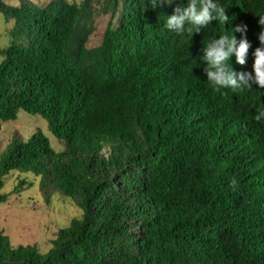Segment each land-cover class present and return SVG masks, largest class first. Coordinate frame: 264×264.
<instances>
[{"label": "trees", "instance_id": "obj_1", "mask_svg": "<svg viewBox=\"0 0 264 264\" xmlns=\"http://www.w3.org/2000/svg\"><path fill=\"white\" fill-rule=\"evenodd\" d=\"M186 2L0 0L11 23L0 132L24 111L64 145L42 130L14 136L0 154V204L21 192L24 181L2 193L21 171L80 210L46 252L0 230V264H264V88L213 89L199 59L231 22L250 47L244 65L234 54L229 64L252 72L264 0H218L229 23L177 35L164 22Z\"/></svg>", "mask_w": 264, "mask_h": 264}, {"label": "rangeland", "instance_id": "obj_2", "mask_svg": "<svg viewBox=\"0 0 264 264\" xmlns=\"http://www.w3.org/2000/svg\"><path fill=\"white\" fill-rule=\"evenodd\" d=\"M17 3L18 0H7ZM43 3L45 0H37ZM109 21V16L100 19L104 29ZM11 23L4 21L0 15V48L6 45L8 29ZM2 55H0V61ZM42 130L49 137L51 145L60 151L64 148L50 131L47 121L37 115L20 112L16 120L3 124L0 132V154L8 146L11 139L17 136L23 140L28 139L36 131ZM25 182L19 193H13L6 202L0 204V230L10 236L14 245L36 244L41 251H48L51 242L56 238L61 226L69 223L80 214L75 204L61 196L52 187L45 193L41 185V177L33 173L12 171L5 177L2 193H9L21 182Z\"/></svg>", "mask_w": 264, "mask_h": 264}, {"label": "clouds", "instance_id": "obj_3", "mask_svg": "<svg viewBox=\"0 0 264 264\" xmlns=\"http://www.w3.org/2000/svg\"><path fill=\"white\" fill-rule=\"evenodd\" d=\"M144 2L146 8L155 9L165 3L171 5L174 0H144ZM183 5L176 7L173 14L167 16L164 22L165 28L177 35L185 31L191 33L193 29L195 33L201 32L212 21L229 23V15L218 0H202L201 3H198V0H187L186 6ZM259 24L264 29V15L259 16ZM230 28V34H221L218 38L212 37L204 44L203 54L199 59L206 62L204 71L207 82L213 89L228 88L233 92L249 89L253 84L258 88H264V30L259 35L262 46L257 47L253 53V71L237 73L229 61L234 54L236 63L244 65L250 43L246 38L238 41L235 35L237 32L246 31V26L232 27L230 22ZM255 120L264 121V109L258 110ZM230 183L235 185V179Z\"/></svg>", "mask_w": 264, "mask_h": 264}]
</instances>
